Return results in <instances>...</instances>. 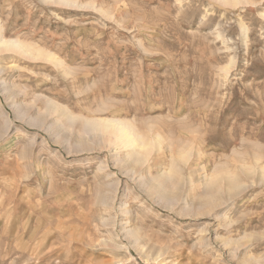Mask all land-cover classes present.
I'll return each instance as SVG.
<instances>
[{
    "label": "rangeland",
    "instance_id": "1",
    "mask_svg": "<svg viewBox=\"0 0 264 264\" xmlns=\"http://www.w3.org/2000/svg\"><path fill=\"white\" fill-rule=\"evenodd\" d=\"M0 264H264V0H0Z\"/></svg>",
    "mask_w": 264,
    "mask_h": 264
},
{
    "label": "bare ground",
    "instance_id": "2",
    "mask_svg": "<svg viewBox=\"0 0 264 264\" xmlns=\"http://www.w3.org/2000/svg\"><path fill=\"white\" fill-rule=\"evenodd\" d=\"M2 43H4V46H5V44L7 42L4 41ZM2 43H1V45H2ZM115 120H118V119H115ZM104 126H105V128H109L115 134V137L119 141L120 144H122L124 146L136 145V147L137 146L140 147V145H141L142 142L138 139V137H136L132 133V130L130 129V127L128 125L124 124L123 122L114 121V119H112V120H105Z\"/></svg>",
    "mask_w": 264,
    "mask_h": 264
}]
</instances>
